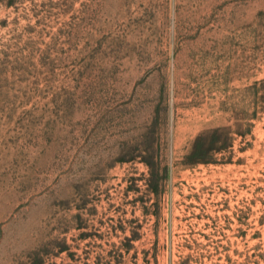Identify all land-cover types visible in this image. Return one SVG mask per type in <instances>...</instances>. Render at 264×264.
<instances>
[{"label": "rangeland", "instance_id": "374dc122", "mask_svg": "<svg viewBox=\"0 0 264 264\" xmlns=\"http://www.w3.org/2000/svg\"><path fill=\"white\" fill-rule=\"evenodd\" d=\"M262 79L264 0H0V264H264Z\"/></svg>", "mask_w": 264, "mask_h": 264}, {"label": "trees", "instance_id": "16d2710c", "mask_svg": "<svg viewBox=\"0 0 264 264\" xmlns=\"http://www.w3.org/2000/svg\"><path fill=\"white\" fill-rule=\"evenodd\" d=\"M7 7H16L20 0H1ZM6 23V19L3 21ZM259 83H264L262 79ZM253 123H250V126ZM237 134H243L239 131H233L232 127L222 125L209 129H205L197 134L191 149L184 157V164L189 166L198 165L200 163L208 164L217 162V155L225 151H229L234 147ZM144 162L149 167V176L147 178L148 188L151 192L155 193L158 198L161 196V191L164 187V182L168 176V167L162 166L161 162L156 159V155L149 153L144 155ZM157 210L154 214H159V203ZM137 237L128 236L130 241L135 240ZM128 246L126 250H129ZM190 257V256H189Z\"/></svg>", "mask_w": 264, "mask_h": 264}]
</instances>
